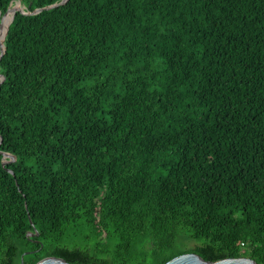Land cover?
<instances>
[{"label": "trees", "instance_id": "trees-1", "mask_svg": "<svg viewBox=\"0 0 264 264\" xmlns=\"http://www.w3.org/2000/svg\"><path fill=\"white\" fill-rule=\"evenodd\" d=\"M17 1L0 264H264V0Z\"/></svg>", "mask_w": 264, "mask_h": 264}, {"label": "water", "instance_id": "water-1", "mask_svg": "<svg viewBox=\"0 0 264 264\" xmlns=\"http://www.w3.org/2000/svg\"><path fill=\"white\" fill-rule=\"evenodd\" d=\"M64 1H66V0H60L59 2H54L50 5H47V6H44L41 8H37L33 12H38V11H41L45 8L57 6L61 3H63ZM19 4H20V2L17 1L18 6L16 8L14 7V5L13 6L10 5L6 11V13L11 11V18H10V21L7 25L6 31L8 30L9 24L13 20L14 12L16 11V9H18L22 12H26L23 8H21L19 6ZM0 45H1L0 57H1V55L3 54V52L5 50L3 41L1 39H0ZM3 78H4L3 75L0 74V82L3 80ZM1 153L6 157V159H3V161H2L3 165L7 162L15 160V155H13L12 153L5 152V151L1 152ZM28 234H32V233L28 232ZM29 252H31V251H24L23 252V254L21 255V258H20V264H24L23 256L25 254H28ZM34 264H77V263H71V262H69V261H67L61 257H57V256H46V257L41 258L40 260H38ZM163 264H258V263L255 260H253L249 257H245V256L225 257V258H220L217 260H206L195 252H184V253H181L179 255H176V256L170 258L169 260H167Z\"/></svg>", "mask_w": 264, "mask_h": 264}, {"label": "rangeland", "instance_id": "rangeland-1", "mask_svg": "<svg viewBox=\"0 0 264 264\" xmlns=\"http://www.w3.org/2000/svg\"><path fill=\"white\" fill-rule=\"evenodd\" d=\"M12 5H16L17 6V2H15V3H12L11 4V6ZM19 6L21 7V8H23V5H21V4H19ZM5 21H3V22H1L2 24L4 23ZM182 239V238H181ZM189 241H188V245L189 246H194V245H197V244H201L202 243V241H203V239H193V240H191V239H188ZM179 245H182L181 244V240L179 241V242H177Z\"/></svg>", "mask_w": 264, "mask_h": 264}, {"label": "bare ground", "instance_id": "bare-ground-1", "mask_svg": "<svg viewBox=\"0 0 264 264\" xmlns=\"http://www.w3.org/2000/svg\"><path fill=\"white\" fill-rule=\"evenodd\" d=\"M18 6V5H17ZM7 19H6V21L2 24L1 22H0V31L2 30V29H4V28H6L7 27V25H8V23H9V21H10V18H11V11H9L8 13H7ZM0 39H1V37H0Z\"/></svg>", "mask_w": 264, "mask_h": 264}]
</instances>
